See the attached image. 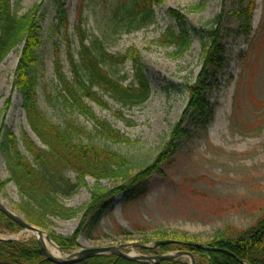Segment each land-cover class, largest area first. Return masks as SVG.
Listing matches in <instances>:
<instances>
[{
	"label": "rangeland",
	"instance_id": "obj_1",
	"mask_svg": "<svg viewBox=\"0 0 264 264\" xmlns=\"http://www.w3.org/2000/svg\"><path fill=\"white\" fill-rule=\"evenodd\" d=\"M248 1L163 0L154 10L153 25L119 36L111 32L110 9L115 0H9L11 13L17 17L37 14L40 45L30 74L39 107L57 125L77 122L87 132L82 137L83 143H94L127 157L130 170L135 173L163 151L186 109L188 89L203 69L202 50L196 36L187 51L177 54L161 42L163 35L181 25L196 32L220 31L223 67L206 93L207 121L198 124L189 119L185 123L189 138L182 139L171 169L164 176L154 175L150 179L148 193L142 199L127 202L123 195L116 196L96 227L92 223L80 226L83 212L96 186L107 190L114 183L85 179L86 187L64 201L66 207L79 211L77 216L70 221L55 220L51 228L52 233L63 238L77 233L79 246L62 251L42 230L47 241L61 253L60 260L70 259L84 249L128 246L119 251L131 257L173 256L174 262L196 264L193 255V260L188 256L177 257L185 252L145 254L134 246L154 248L157 234L170 240L186 238L202 246L225 227L246 230L263 217L264 0H252L251 18L242 27L246 24L241 13ZM250 10L251 6L247 8ZM78 25L86 31L88 40L101 39L109 54L126 56L124 65L106 67L115 78H124V84L128 85L140 73L149 83V100L137 108L121 110L107 99L108 109L87 102L98 119L123 135L125 144L107 142L95 132L91 122L65 109L62 102L55 64L70 79L68 55L77 57ZM22 48L23 43L0 63V131L13 134L21 153L26 155L21 145L22 133L37 145L39 142L29 130L21 96L13 86ZM119 111L122 118L117 115ZM7 177L0 155V181ZM18 201L14 185L7 184L0 203L15 213L12 203ZM0 240L26 243L36 238L21 230L0 234Z\"/></svg>",
	"mask_w": 264,
	"mask_h": 264
},
{
	"label": "trees",
	"instance_id": "obj_2",
	"mask_svg": "<svg viewBox=\"0 0 264 264\" xmlns=\"http://www.w3.org/2000/svg\"><path fill=\"white\" fill-rule=\"evenodd\" d=\"M163 0H115L111 6V32L115 35L130 34L145 29L155 23L154 10ZM251 6V10L247 8ZM254 3L248 1L241 13L248 25ZM35 12L17 17L11 13L9 0H0V63L23 43L14 78V89L22 99V109L37 145L26 133L21 135V145L13 134L0 131V155L4 161L7 178L0 181V197L4 196L7 184L14 185L19 201L12 203L17 213L27 224L46 231L52 241L62 251L78 247L77 233L63 238L51 232L53 221H70L79 211L65 206L64 201L72 198L81 188L86 187L85 179L112 181L113 188L93 189L90 202L83 212L80 226L92 223L97 226L99 218L107 211L116 196L123 195L127 202L142 199L148 193V184L154 175L164 176L171 169L183 138L189 133L185 123L193 119L204 124L208 118L206 93L213 78L223 67V52L219 44L218 29L199 32L181 25L175 31L167 30L161 42L172 47L175 53H184L197 37L202 50L203 69L196 83L188 89L189 99L186 109L174 127L163 151L138 172L130 170V160L106 147L94 143H83L87 135L85 128L75 121L57 125L49 119L38 105L36 86L31 77V69L36 64L39 48V26ZM219 18L214 22L218 23ZM66 26V20L62 19ZM81 24V22H80ZM79 37L77 57L68 55L70 79L64 75L59 64H55L56 77L60 86V96L65 109L72 110L86 118L103 139L112 144H125L123 135L112 129L105 121L98 119L87 104L93 103L108 109L111 101L121 110H130L145 104L150 97L149 83L143 74H136L133 81L125 85L123 79L106 70L107 66L124 65L126 56L109 54L102 40L92 37L88 40L86 31L76 27ZM208 81V83H207ZM122 118V113H117ZM84 138V137H83ZM22 229L0 213V234H15ZM158 235V234H157ZM155 242L169 244L142 250L143 253L185 252L195 256L196 264H264V215L255 226L246 230L225 227L215 237L202 245L206 250L196 248L192 240L176 238L170 240L159 234ZM148 242V241H147ZM0 264H53L41 252L36 241L20 243L0 240ZM76 264H144L128 261L116 256H95ZM162 264H182L164 261Z\"/></svg>",
	"mask_w": 264,
	"mask_h": 264
},
{
	"label": "water",
	"instance_id": "obj_3",
	"mask_svg": "<svg viewBox=\"0 0 264 264\" xmlns=\"http://www.w3.org/2000/svg\"><path fill=\"white\" fill-rule=\"evenodd\" d=\"M0 213L3 214L5 217L13 221L15 224H17L23 231L28 232V233H35L37 235L36 242L38 247L40 248L41 252L44 254L46 259L53 263V264H76L79 262H82L84 260H87L89 258L95 257V256H101V255H114L121 257L125 260L128 261H133V262H140V263H145V264H162L164 261H171L175 257L173 256H128L119 250H126L128 246H120V247H108V248H96V249H84L75 254L72 258L67 259V260H58L53 257H51L44 244L43 240V231L41 229L35 228L29 224H27L18 214L11 212L8 210L6 207H4L0 203ZM170 242H156L154 244V247H160L166 244H169ZM132 245L131 247H133ZM134 247H137L139 249H147L148 247L146 246H140V245H135ZM196 248L206 250V248L197 245ZM124 252V251H123ZM180 256H188L193 260V257L190 253H179L177 257Z\"/></svg>",
	"mask_w": 264,
	"mask_h": 264
},
{
	"label": "bare ground",
	"instance_id": "obj_4",
	"mask_svg": "<svg viewBox=\"0 0 264 264\" xmlns=\"http://www.w3.org/2000/svg\"><path fill=\"white\" fill-rule=\"evenodd\" d=\"M29 234H31L35 238H37V235L35 233H29ZM43 240H44L45 248H46L48 254L51 257L60 260L62 258V255L58 251L57 247L53 243H51L50 241H47V239L45 237H43Z\"/></svg>",
	"mask_w": 264,
	"mask_h": 264
}]
</instances>
